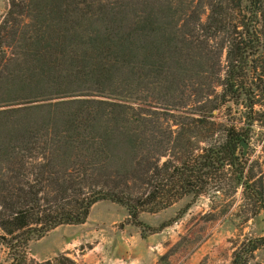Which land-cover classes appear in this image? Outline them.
Wrapping results in <instances>:
<instances>
[{
	"label": "trees",
	"instance_id": "1",
	"mask_svg": "<svg viewBox=\"0 0 264 264\" xmlns=\"http://www.w3.org/2000/svg\"><path fill=\"white\" fill-rule=\"evenodd\" d=\"M216 46L226 49L225 75L215 59L199 116L145 109L172 108L167 95L186 63H201L187 49L217 56ZM262 97L264 0H8L0 20V249L24 264L32 239L84 223L102 199L127 204L144 226L141 210L203 194L212 177L242 185L264 207V183L240 149L250 132L212 113L233 102L249 127ZM170 116L177 127L157 140L154 124ZM262 246L264 235L245 241L231 264H249Z\"/></svg>",
	"mask_w": 264,
	"mask_h": 264
},
{
	"label": "rangeland",
	"instance_id": "2",
	"mask_svg": "<svg viewBox=\"0 0 264 264\" xmlns=\"http://www.w3.org/2000/svg\"><path fill=\"white\" fill-rule=\"evenodd\" d=\"M100 1L122 5L126 0ZM7 8L8 0H0V20ZM217 49H220L217 56L215 52L206 56L198 49H187L186 53L201 57V63H186L182 76L167 95L173 107L144 104L145 109L199 116L193 112L206 101L209 90L206 76L211 74L215 59L220 63L215 69H222V79L225 75L226 49L216 46ZM184 57L185 51L182 58L178 56L181 61ZM214 89L215 93H221L223 87L217 84ZM156 95L163 97L165 91L158 89ZM255 109L253 124L249 127L247 113L233 102H226L212 113L216 121L234 122L238 128L250 132L245 156L254 166L256 178L264 183V97ZM173 119L170 116L154 124L157 140L165 138H162L163 130H175ZM217 136L222 139L223 131H217ZM197 143L200 147L208 145L205 141ZM240 149L244 152L242 144ZM167 159L168 156L161 157L159 165ZM214 178L209 179L210 185L203 194H184L171 202L160 197L159 201H166L165 206L152 211L141 210L137 217L144 226L135 221L136 214L127 204L102 199L91 207L84 223L63 224L32 239L24 264H231L234 251L242 243L264 235V207L242 185L235 187L227 178ZM215 182L220 190L213 186ZM142 183L139 181L138 185ZM11 261L8 248L3 245L0 264H11ZM249 264H264V246L255 252Z\"/></svg>",
	"mask_w": 264,
	"mask_h": 264
},
{
	"label": "water",
	"instance_id": "3",
	"mask_svg": "<svg viewBox=\"0 0 264 264\" xmlns=\"http://www.w3.org/2000/svg\"><path fill=\"white\" fill-rule=\"evenodd\" d=\"M242 145H243V150H244V155L248 154V148H249V143L246 140H242Z\"/></svg>",
	"mask_w": 264,
	"mask_h": 264
}]
</instances>
